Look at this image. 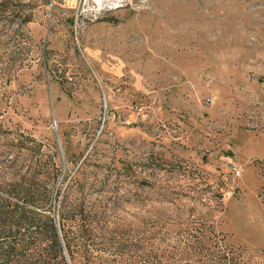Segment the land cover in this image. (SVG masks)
Wrapping results in <instances>:
<instances>
[{
  "label": "rangeland",
  "instance_id": "rangeland-1",
  "mask_svg": "<svg viewBox=\"0 0 264 264\" xmlns=\"http://www.w3.org/2000/svg\"><path fill=\"white\" fill-rule=\"evenodd\" d=\"M14 183L47 194L57 226L97 213L136 240L211 214L264 255V0H13L0 193ZM26 236L43 264L44 236Z\"/></svg>",
  "mask_w": 264,
  "mask_h": 264
},
{
  "label": "trees",
  "instance_id": "trees-1",
  "mask_svg": "<svg viewBox=\"0 0 264 264\" xmlns=\"http://www.w3.org/2000/svg\"><path fill=\"white\" fill-rule=\"evenodd\" d=\"M12 1L0 0V15ZM31 16H21L22 24ZM12 186V191L0 193V264H26L30 244L25 234L31 233L44 236L39 240L46 246L37 259L43 264L54 258L55 264H69L67 257L71 264H264L260 251L229 243L211 214L168 218L132 240L126 231L107 226L97 213L82 219L73 211L72 220H59L57 226L47 194L40 200L43 204H35L28 188L20 183ZM33 209H39L38 218L33 217Z\"/></svg>",
  "mask_w": 264,
  "mask_h": 264
}]
</instances>
